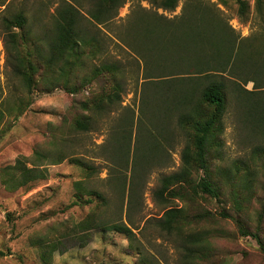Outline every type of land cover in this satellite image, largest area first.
<instances>
[{
    "label": "trees",
    "instance_id": "16d2710c",
    "mask_svg": "<svg viewBox=\"0 0 264 264\" xmlns=\"http://www.w3.org/2000/svg\"><path fill=\"white\" fill-rule=\"evenodd\" d=\"M146 1L156 9L172 12L180 0ZM125 3L126 0H58L49 26L38 20L35 12L29 16L27 9L2 15L0 25L13 73L21 78L28 92L36 90L40 84L44 93L61 88L66 94L75 95L88 89L97 79L104 80L107 87L91 93L82 104L84 111L98 115L120 102L124 91L122 65L110 61L93 64L111 39L101 28L115 36L119 47L124 45L142 61L139 121L150 122L157 131L155 146L151 147L157 152L156 165L161 163L160 154L165 151L164 133L173 115L186 139L180 172L162 178L155 192L162 203L176 199L183 207L169 208L155 222L148 221L174 246L177 254L174 264H218L220 252L212 239L224 237L226 232L212 234V230L199 228L200 221L210 214L190 213L189 205L202 196L221 201L225 189L231 197L234 215L220 212V216L231 219L241 236L252 237L264 255L263 216H257L256 232H251L243 219L253 190L254 173L238 161L228 168H213L211 163L222 148L223 117L232 100L240 111H245L244 122L264 137V45L255 47L254 37L240 38L226 16L206 0H185L181 14L172 18L137 5L120 25L115 18ZM235 4L241 19L246 20L250 12L248 2L235 0ZM0 6L5 4L0 1ZM254 8L264 19V0H255ZM248 83L253 84L251 91L244 88ZM90 125L91 117L85 114L75 118L73 127L77 132H87ZM131 126V121L123 124L124 129ZM126 134L129 141L125 140L124 151L120 147L124 164L128 163L126 158L130 151L131 135L128 131ZM55 155L51 156L52 165L66 158ZM51 157L40 153V161ZM254 157L263 162L264 170V148H257L252 154ZM150 160L152 157L144 162ZM69 162L82 169L86 176L94 171L78 158H71ZM34 173L33 168L26 167L25 158L18 159L14 165L3 169L1 184L15 191L27 186L34 179ZM42 176L40 170V179ZM82 183L74 182L71 205L93 207L71 232L85 240L92 230L123 235L139 264H158L153 255L137 245L131 228L119 221L100 218V210L105 209L107 200ZM44 243L40 240V257L50 263L57 245Z\"/></svg>",
    "mask_w": 264,
    "mask_h": 264
},
{
    "label": "rangeland",
    "instance_id": "374dc122",
    "mask_svg": "<svg viewBox=\"0 0 264 264\" xmlns=\"http://www.w3.org/2000/svg\"><path fill=\"white\" fill-rule=\"evenodd\" d=\"M0 1L6 6L5 12V6H0V17L27 9L29 16L35 12L38 20L48 26L58 4V0ZM184 1L180 0L169 12L156 9L146 0H126L119 8L115 22L123 24L137 5L172 18L181 14ZM206 1L216 5L240 38L254 37L257 40L255 47L264 45V19L254 8L255 0H246L250 6L246 20L238 14L235 0ZM101 31L111 39L104 44L93 64L115 62L122 65L125 72L121 79L124 84L121 101L97 115L84 111L82 104L91 93L107 87L104 80L97 79L88 89L75 95L66 94L61 88L44 93L40 84L36 90L28 92L21 78L13 73L0 25V264H139L123 235L92 230L85 240L71 232L93 207L71 205L76 181L83 182L88 190L100 193L107 200L105 209L100 210V218L119 221L131 228L137 245L153 255L158 264L175 263L174 246L148 221L155 222L169 208L183 207L176 199L162 203L155 197V192L162 178L180 172L186 139L173 115L164 133L165 151L160 154L161 163L156 165L157 152L152 148L154 138L158 137L157 131L150 122L139 121L142 61L124 45L119 47L115 36L103 28ZM41 71L44 74L43 68ZM244 88L251 91L253 84L248 83ZM244 112L236 107L234 100L229 103L223 117L222 148L211 163L213 168H228L238 161L254 173L253 190L243 219L249 230L256 232L257 216H263L261 228L264 234L263 162L252 158L257 148H264V137L244 122ZM85 114L91 117L90 129L77 132L73 127L74 120ZM125 121L132 122L131 128L124 129ZM127 131L131 135L130 151L126 158L128 163L124 164L120 147L124 151V144L129 141L126 140ZM40 153L50 157L61 154L66 158L62 163L52 165V157L40 161ZM150 157L152 160L145 163ZM22 158L26 159L27 168L34 169V179L25 187L9 191L1 184L3 169ZM71 158H78L93 168L92 175L86 176L82 169L71 164ZM223 192L221 201L202 196L203 199L200 197L189 205L190 213L210 214L209 218L200 221L199 228L212 230V234L226 232L224 237L212 239L220 252L218 264H264V255L257 242L250 236H241L231 219L220 216V212L234 215L228 190ZM40 240L45 241L43 245L48 242L57 245L50 263L41 260Z\"/></svg>",
    "mask_w": 264,
    "mask_h": 264
}]
</instances>
